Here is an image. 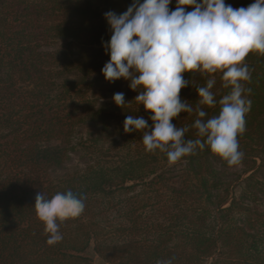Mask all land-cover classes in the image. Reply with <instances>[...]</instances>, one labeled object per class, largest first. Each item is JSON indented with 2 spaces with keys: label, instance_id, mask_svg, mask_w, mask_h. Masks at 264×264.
<instances>
[{
  "label": "trees",
  "instance_id": "16d2710c",
  "mask_svg": "<svg viewBox=\"0 0 264 264\" xmlns=\"http://www.w3.org/2000/svg\"><path fill=\"white\" fill-rule=\"evenodd\" d=\"M215 8L0 0V264H93L90 246L105 264H264V22L231 26L210 47L160 34ZM55 40L93 46L94 84L114 103L75 104L71 81L58 90L71 59L48 50ZM172 52L235 67L217 89ZM131 74L150 97L146 119L121 86ZM78 127L92 132L74 142ZM76 149L84 167L55 175ZM238 164L237 191L227 170Z\"/></svg>",
  "mask_w": 264,
  "mask_h": 264
},
{
  "label": "rangeland",
  "instance_id": "374dc122",
  "mask_svg": "<svg viewBox=\"0 0 264 264\" xmlns=\"http://www.w3.org/2000/svg\"><path fill=\"white\" fill-rule=\"evenodd\" d=\"M243 0H216V8L203 20L192 18L191 16H184L175 21H169L162 25L160 34L167 38H173L179 41H187L193 45H205L210 47L214 41L223 34H231L229 27L235 26L244 21L264 22V0H254L252 4L241 6L239 2ZM247 9V12H240ZM154 17H166L164 7H155L151 11ZM214 21V22H213ZM70 44V45H68ZM58 49H69L66 54L71 59V65H67L62 69L63 76L59 80V88L61 91L65 89L68 84L64 81H71V85L75 89L73 92L76 103H84V101L93 104L98 108L102 103H114L112 97H107L106 92L99 85L94 84V79L98 77V70L92 68V59L90 58L91 49L93 46L83 45L79 42H69L62 40H55L48 48L49 51L54 52ZM170 55L174 59H180L195 69H203L211 76V80L216 83L217 89L225 80V76L234 69L235 64L230 66L228 61L221 57H214L210 62L196 61L193 56L183 53L172 52ZM102 70V69H101ZM121 86L126 88L129 86L128 94L133 97L131 102V109L136 113L134 119H146L143 111H147L150 106V97L148 92H145L141 85L139 78L135 75H128L122 79ZM160 89L167 91L171 89L162 85ZM82 116H88L89 111L86 107H79ZM111 129L115 131V123L112 124ZM91 130L86 127H78L74 133L73 141L79 138H87L91 134ZM59 141L53 142L57 145ZM87 162V158L82 156L80 151L74 150L70 153L69 159L65 162L63 168L56 171L55 175L64 172H71L76 169H82ZM244 166L241 164L231 166L227 170L229 182L233 184V189L237 191L244 187V183H240L238 178L243 179L247 173L244 171ZM138 189V188H137ZM155 211L150 210L148 215H153ZM156 214V213H155ZM87 253L92 257L93 264H105L91 249L88 248Z\"/></svg>",
  "mask_w": 264,
  "mask_h": 264
}]
</instances>
